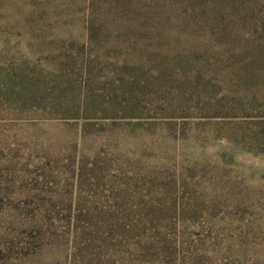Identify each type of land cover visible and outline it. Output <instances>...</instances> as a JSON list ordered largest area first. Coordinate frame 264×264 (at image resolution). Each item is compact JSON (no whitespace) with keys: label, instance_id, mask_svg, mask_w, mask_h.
<instances>
[{"label":"rangeland","instance_id":"rangeland-1","mask_svg":"<svg viewBox=\"0 0 264 264\" xmlns=\"http://www.w3.org/2000/svg\"><path fill=\"white\" fill-rule=\"evenodd\" d=\"M79 210L148 214L139 264H264V0H0V264Z\"/></svg>","mask_w":264,"mask_h":264},{"label":"trees","instance_id":"trees-1","mask_svg":"<svg viewBox=\"0 0 264 264\" xmlns=\"http://www.w3.org/2000/svg\"><path fill=\"white\" fill-rule=\"evenodd\" d=\"M78 212L86 227L80 238H74L69 253L62 259L45 258L38 264H139L144 261L145 256L135 253V238L141 241V228L149 222L148 214L141 215L144 217L140 219L138 215L110 211Z\"/></svg>","mask_w":264,"mask_h":264}]
</instances>
